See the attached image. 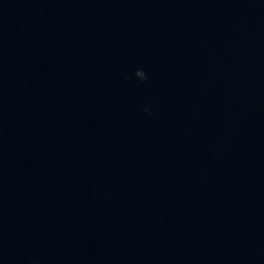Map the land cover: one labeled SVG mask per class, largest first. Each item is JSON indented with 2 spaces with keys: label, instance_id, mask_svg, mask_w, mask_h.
I'll list each match as a JSON object with an SVG mask.
<instances>
[{
  "label": "water",
  "instance_id": "obj_1",
  "mask_svg": "<svg viewBox=\"0 0 264 264\" xmlns=\"http://www.w3.org/2000/svg\"><path fill=\"white\" fill-rule=\"evenodd\" d=\"M0 264H264V0H0Z\"/></svg>",
  "mask_w": 264,
  "mask_h": 264
},
{
  "label": "clouds",
  "instance_id": "obj_2",
  "mask_svg": "<svg viewBox=\"0 0 264 264\" xmlns=\"http://www.w3.org/2000/svg\"><path fill=\"white\" fill-rule=\"evenodd\" d=\"M134 75L141 81H144L147 79L145 72L141 69H137L136 72L134 73ZM125 78H127V77H125ZM143 110L147 111V109H143Z\"/></svg>",
  "mask_w": 264,
  "mask_h": 264
}]
</instances>
